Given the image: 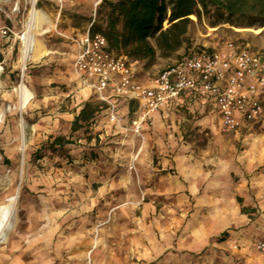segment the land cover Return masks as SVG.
I'll return each instance as SVG.
<instances>
[{
	"label": "rangeland",
	"instance_id": "obj_1",
	"mask_svg": "<svg viewBox=\"0 0 264 264\" xmlns=\"http://www.w3.org/2000/svg\"><path fill=\"white\" fill-rule=\"evenodd\" d=\"M33 2L0 0V31L8 29L6 35L0 32V204L19 188L16 222L0 244V264H260L256 235L249 237L250 246L234 252L212 243L253 225L259 214L257 208L242 209L250 196L256 199L264 162L244 173L238 158L264 148V124L246 123L235 132L203 130L198 117L182 113L172 134L189 159H175L174 150L158 144L162 152L145 159L147 129L131 146L129 159H95L99 138L90 130L93 116L71 131L88 98L76 92L70 51L73 37L93 24L105 25V5L36 0L34 6L52 23L32 30L45 49L34 57L30 52L24 61L22 37ZM198 9L200 23L189 19L178 51L131 59L137 61L139 82L149 83L175 65L194 41L209 45L213 37L220 45L230 41L264 51V30L254 31L263 26V17L254 25L236 18L210 31ZM211 25L220 24L212 18ZM155 34L148 39L153 47ZM22 82L33 93L24 108L16 91ZM91 99L93 106L99 103ZM93 137L95 145L86 143ZM94 246L96 258L90 252Z\"/></svg>",
	"mask_w": 264,
	"mask_h": 264
},
{
	"label": "built area",
	"instance_id": "obj_2",
	"mask_svg": "<svg viewBox=\"0 0 264 264\" xmlns=\"http://www.w3.org/2000/svg\"><path fill=\"white\" fill-rule=\"evenodd\" d=\"M0 32L6 35L8 29ZM211 38L209 45L194 41L180 61L142 84L137 61L116 53L102 34L88 29L71 39L76 92L104 104L99 117L123 138L144 139L153 115L183 94L213 105L223 131H239L245 122L264 124V51ZM253 247L264 261V238Z\"/></svg>",
	"mask_w": 264,
	"mask_h": 264
},
{
	"label": "trees",
	"instance_id": "obj_3",
	"mask_svg": "<svg viewBox=\"0 0 264 264\" xmlns=\"http://www.w3.org/2000/svg\"><path fill=\"white\" fill-rule=\"evenodd\" d=\"M166 1L102 0L106 8L105 25L93 24L90 33L102 34L112 50L135 60L152 57L156 54V50L167 54L178 51L189 30L188 16L196 14L199 18L198 7L206 8L210 5L212 18L219 24L243 18L250 20V24L254 25L260 17H264V0H169L170 15ZM98 13L102 14L101 8L98 9ZM165 18H168L170 25L155 37V47H153L148 39L163 27ZM89 102H91L89 98L86 99L83 107L74 117L72 132L81 127L78 125L81 120L88 121L93 116L90 121L91 127L96 115H101L105 108L100 102L96 106ZM134 110V103H131V112ZM242 211L248 212L249 208H243Z\"/></svg>",
	"mask_w": 264,
	"mask_h": 264
},
{
	"label": "crops",
	"instance_id": "obj_4",
	"mask_svg": "<svg viewBox=\"0 0 264 264\" xmlns=\"http://www.w3.org/2000/svg\"><path fill=\"white\" fill-rule=\"evenodd\" d=\"M71 56V54H70ZM72 60V56L70 57ZM56 71L54 70V73ZM51 80V79H50ZM141 83V82H140ZM148 84V83H142ZM182 113H187L193 117H198L202 122L199 124L200 129H221L220 120L218 114L213 107V105L204 103L199 100H194L189 94H183L177 101H175L171 106L162 109L161 111L155 113L152 118L151 127H148L146 131V143H145V150L150 153V156L146 157L145 159H152L153 155L156 153H161L162 151L160 148H156L155 144L164 146L165 148H171V150L176 152L175 159H189L183 153V150L179 149L177 146L179 145L177 141H175L172 131L177 130L178 126H176L175 122L178 120V117L182 115ZM59 114V113H58ZM99 118V119H98ZM247 122L243 123V126ZM242 126V127H243ZM90 130L99 138V144L97 151L99 156L95 159H129L131 146L133 144H138L139 140L131 137L123 138L122 135L117 134L115 130H113L112 126H110L106 120L99 115H96L94 123L90 127ZM151 132V134H150ZM90 132L87 134L89 135ZM93 138H87L85 141L86 143L91 145H95L93 142ZM97 145V143H96ZM184 148V146H183ZM264 148H261L260 151H252L246 150L240 158L243 159L242 161V171L244 173H250L254 168L259 166L264 162ZM158 159H164L163 157H158ZM231 159V158H226ZM264 172L260 173V176L257 178L256 181V199L254 200L253 197H249L246 208L249 210L257 208L259 214L257 218L254 220L253 225L246 226L245 228L241 229L237 233L231 235L228 239L220 242H213L212 245H217L219 247H224L225 249L234 252L237 250L239 245H248L249 243L252 244L251 240L249 239L250 236L256 235L257 238H264ZM263 184V185H262ZM103 190V188L101 189ZM244 220V219H243ZM102 230L101 226L98 227V233ZM250 246V244H249ZM249 246H247L246 251H249ZM252 246V245H251ZM91 250L92 258L97 257V246ZM255 250V249H254ZM95 252V253H94ZM259 255V254H258ZM83 256V255H82ZM261 260L260 264H264V261Z\"/></svg>",
	"mask_w": 264,
	"mask_h": 264
},
{
	"label": "bare ground",
	"instance_id": "obj_5",
	"mask_svg": "<svg viewBox=\"0 0 264 264\" xmlns=\"http://www.w3.org/2000/svg\"><path fill=\"white\" fill-rule=\"evenodd\" d=\"M36 0H34L32 9L29 12L27 26L28 29L23 35L24 40V49H23V60L26 61V58L29 56V53L32 52V57L35 56V54H39L44 48L43 44L36 40L35 36L32 34V30L36 27H39V24L41 22H51V19L48 15H46L42 10H38L35 6ZM167 8L169 9L170 13V1H166ZM202 23L205 27H207L210 31H216L221 27L230 26L229 23H223L220 25H211L212 20V7L209 5L208 8H202ZM189 19H191L192 24H199L200 18L196 16V14H191L188 16ZM170 25L168 18H165L163 21V27L158 30L155 34V37H157L162 31H164L165 28H167ZM238 30H246L245 27H239ZM262 30H264V17H263V26L255 29L254 31L256 33H260ZM46 52V51H45ZM16 91L18 93L19 97V104L20 108H24L28 102L33 98V93L30 91V89L24 84V82L20 83L19 86L16 88ZM20 143H21V151H24L25 149V133L24 130H20ZM19 193V188H17L16 192L13 195L8 196L3 203L0 204V244L6 241L4 240V236L10 232V230L13 228V224L15 225L16 222V205H17V197ZM3 238V240H2ZM91 252V251H90ZM95 253V252H94Z\"/></svg>",
	"mask_w": 264,
	"mask_h": 264
},
{
	"label": "water",
	"instance_id": "obj_6",
	"mask_svg": "<svg viewBox=\"0 0 264 264\" xmlns=\"http://www.w3.org/2000/svg\"><path fill=\"white\" fill-rule=\"evenodd\" d=\"M171 14V13H170ZM16 197H18V195H16ZM13 226H14V224H13ZM13 226H11V227H13ZM7 236H8V234H6L5 236H4V240L7 238ZM2 240H3V238H2Z\"/></svg>",
	"mask_w": 264,
	"mask_h": 264
}]
</instances>
